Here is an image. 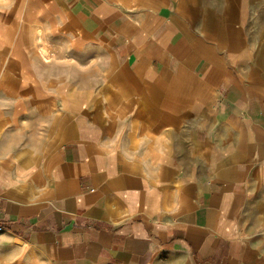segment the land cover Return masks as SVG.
Masks as SVG:
<instances>
[{
	"label": "crops",
	"instance_id": "obj_1",
	"mask_svg": "<svg viewBox=\"0 0 264 264\" xmlns=\"http://www.w3.org/2000/svg\"><path fill=\"white\" fill-rule=\"evenodd\" d=\"M219 2L30 1L107 75L53 110L6 65L0 264H264V93L239 71L242 0ZM46 116L30 155L18 123Z\"/></svg>",
	"mask_w": 264,
	"mask_h": 264
},
{
	"label": "rangeland",
	"instance_id": "obj_2",
	"mask_svg": "<svg viewBox=\"0 0 264 264\" xmlns=\"http://www.w3.org/2000/svg\"><path fill=\"white\" fill-rule=\"evenodd\" d=\"M30 1L0 0V97L10 98L11 93H14L10 91L3 78L6 65H25V63L32 66L33 72L30 74L33 73L34 79L39 82L34 86L43 89V94L48 98L47 102L51 103L53 110H56L59 98L73 95L76 89L81 87L83 92H88L89 89L82 83L90 76L97 80L99 91H102L107 75L104 68L107 58L89 57L87 51L75 49V46L71 44L68 32L59 34L54 31V37L50 36L49 25L42 24L44 22L43 13L40 11L39 14H36L33 5L30 7ZM219 1V4L226 2L227 5L228 2H233V0ZM13 3L15 8H13ZM242 3L243 28L241 33L245 40L243 47L246 50L241 58L239 71L243 79L250 80L254 77L264 93V0H242ZM220 8L223 11L222 6ZM26 20L33 21L34 24ZM24 23L30 25L27 26ZM36 28L41 31L40 41L37 45L32 40ZM228 33L233 38L236 37L234 39L236 43H242L238 36L239 32L229 31ZM42 46L48 49L49 60L47 61H44L39 55V47ZM57 69L60 72H57ZM28 96L30 97L29 91L27 94L18 95V97ZM44 119L40 123L33 122V127L29 120L18 123V132L30 130L41 132L39 137L33 139L31 148L33 152L29 153L30 155L36 153L40 141L42 142L45 137L43 132H47V127L52 121L50 116H46Z\"/></svg>",
	"mask_w": 264,
	"mask_h": 264
},
{
	"label": "bare ground",
	"instance_id": "obj_3",
	"mask_svg": "<svg viewBox=\"0 0 264 264\" xmlns=\"http://www.w3.org/2000/svg\"><path fill=\"white\" fill-rule=\"evenodd\" d=\"M40 33H41V31L38 29V28H36V32H35V34L33 35V39L32 40H34V43L37 45L38 43H39V38H40ZM35 45V46H36ZM39 55L41 56V58L44 60V61H47V60H49V54H48V49L46 48V47H44V46H42V47H39Z\"/></svg>",
	"mask_w": 264,
	"mask_h": 264
},
{
	"label": "built area",
	"instance_id": "obj_4",
	"mask_svg": "<svg viewBox=\"0 0 264 264\" xmlns=\"http://www.w3.org/2000/svg\"><path fill=\"white\" fill-rule=\"evenodd\" d=\"M0 231H1V229H0Z\"/></svg>",
	"mask_w": 264,
	"mask_h": 264
}]
</instances>
